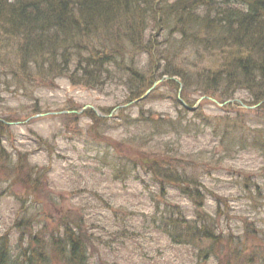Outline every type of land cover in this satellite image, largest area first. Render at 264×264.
<instances>
[{"label": "rangeland", "instance_id": "1", "mask_svg": "<svg viewBox=\"0 0 264 264\" xmlns=\"http://www.w3.org/2000/svg\"><path fill=\"white\" fill-rule=\"evenodd\" d=\"M156 38L165 48L162 38ZM21 45L0 33V167L21 165L13 173L7 170L8 177L0 174V238L7 239L12 256L21 249L19 238L25 236L16 225L30 215L46 232L63 230L61 225L70 223L80 225L91 240L89 264H214L212 252L206 251L209 241L193 244L178 234L175 225L180 218L184 225L214 214L225 239L242 235L244 222L264 232V152L249 153L238 146L229 151L221 140L222 128L214 132L221 124L232 126V132L245 128L254 134L263 129L259 121L264 113L222 109L217 99H205L179 81L175 86L163 79L146 90L143 100L129 103L132 86L126 64L133 60L150 82L155 79L148 66L150 57L142 50L135 54L125 48L121 71L111 67V77L93 75L87 80L78 71L76 57L68 64L71 69L53 71L50 77L18 71L15 50ZM210 61L204 58L203 66ZM29 64L37 69L33 60ZM163 64H158L159 71ZM238 94L230 103L242 104L248 96ZM178 97L195 110L184 113ZM142 113L157 125L169 121L170 132L182 118V127L196 123L202 133L180 128L177 135L171 133L149 145L144 126L131 127L127 122ZM205 118L212 121L211 127ZM158 142L172 147L165 175L175 174L188 185L162 188L143 162ZM121 163L124 166L119 168ZM130 165L138 170L131 171ZM260 237L244 238L247 255L259 252L256 262L264 256V234ZM216 253L222 257L219 247Z\"/></svg>", "mask_w": 264, "mask_h": 264}, {"label": "trees", "instance_id": "2", "mask_svg": "<svg viewBox=\"0 0 264 264\" xmlns=\"http://www.w3.org/2000/svg\"><path fill=\"white\" fill-rule=\"evenodd\" d=\"M0 33L22 44L19 50H15L18 60L15 66L22 73L25 69L29 73L36 71L34 76L50 77L53 71L61 73L69 69L68 64L75 63L76 57L78 71L85 79L111 77L113 73L110 74L109 68L117 67L121 71L124 49L130 48L135 54L142 50L149 55L148 66L155 79L150 78V82L133 60L126 64L132 86L129 103L140 99L157 79L173 78L176 81L163 82L178 86L179 81L183 87L197 90L200 97H211L222 104L234 100L239 92H245L248 96L242 104L228 103L221 108L264 113V0H0ZM157 36L165 42V48H161ZM204 58L212 59L211 65L203 66ZM31 60L37 69L29 64ZM161 62L164 64L159 71ZM152 65L156 68L152 69ZM12 73L15 75L17 71ZM136 82L140 85H135ZM242 105L258 107L246 110ZM183 109L184 113L190 112ZM179 120L176 127L172 126V132L168 128L169 121L168 125H157L144 113L136 119L128 117L127 122L131 127L144 126L150 145L171 133L177 135L181 129L185 132L195 128L200 130L196 123L186 129L181 126L182 118ZM204 122L211 127L212 121L205 118ZM259 122L263 129L254 134L245 128L232 132V126L220 127L221 124L216 125L214 132L222 128L221 140L229 151L238 146L242 151L261 154L264 152V117ZM226 134L231 135L227 138ZM159 142L155 144L158 149L151 150V154L147 152L143 162L159 178L162 188L178 190L188 185L172 176L175 174L165 175L169 174L165 169L172 159V147ZM173 151L177 154L176 150ZM17 163L12 168L2 165L0 174L10 176L7 170L16 171V166L21 167ZM121 164L119 168L124 166ZM134 166L130 165L131 171L138 170V166ZM157 168L161 171L158 172ZM245 183L249 186L248 182ZM185 194L194 199L188 190ZM195 199L202 203L198 196ZM255 210L260 209L256 207ZM207 217L184 225L180 218L175 225L180 228L178 234L193 244L209 241L206 251L212 252L214 264H264V256L259 262L255 261L259 258L258 251L246 254L249 248L244 242L245 236L258 238L264 232L253 230V225L244 222L242 235L225 239L219 231L218 220L213 218L215 215ZM35 219L34 215L24 216L17 223L16 227L22 229L25 236L18 240L21 249L16 255L12 256L7 239L0 238V264H89L87 248L91 240L80 225H61L62 233L58 229L46 232L47 228H39ZM244 219L245 216L242 221ZM173 234L177 232L173 231ZM217 247L222 257L217 255ZM206 251L204 255L208 254Z\"/></svg>", "mask_w": 264, "mask_h": 264}, {"label": "water", "instance_id": "3", "mask_svg": "<svg viewBox=\"0 0 264 264\" xmlns=\"http://www.w3.org/2000/svg\"><path fill=\"white\" fill-rule=\"evenodd\" d=\"M149 92H147L144 96H142L140 99H138V100H135L134 102H138V101H140V100H143L146 96H147V94H148ZM200 102V100L197 102V104ZM181 103H182V105L184 106V107H186V108H188L187 107V105L183 102V101H181ZM247 108V107H246ZM192 110V109H191Z\"/></svg>", "mask_w": 264, "mask_h": 264}]
</instances>
